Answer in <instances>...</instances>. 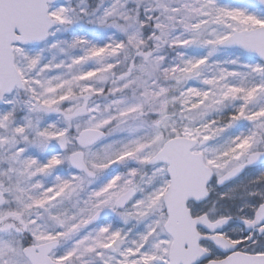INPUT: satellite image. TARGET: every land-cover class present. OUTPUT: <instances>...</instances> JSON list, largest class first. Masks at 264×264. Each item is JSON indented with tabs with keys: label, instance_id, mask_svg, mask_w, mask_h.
Wrapping results in <instances>:
<instances>
[{
	"label": "snow or ice",
	"instance_id": "snow-or-ice-1",
	"mask_svg": "<svg viewBox=\"0 0 264 264\" xmlns=\"http://www.w3.org/2000/svg\"><path fill=\"white\" fill-rule=\"evenodd\" d=\"M0 264H264V0H0Z\"/></svg>",
	"mask_w": 264,
	"mask_h": 264
}]
</instances>
